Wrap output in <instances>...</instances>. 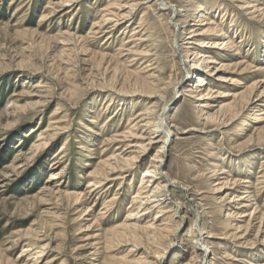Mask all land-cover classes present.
<instances>
[{"label":"rangeland","instance_id":"1","mask_svg":"<svg viewBox=\"0 0 264 264\" xmlns=\"http://www.w3.org/2000/svg\"><path fill=\"white\" fill-rule=\"evenodd\" d=\"M0 264H264V0H0Z\"/></svg>","mask_w":264,"mask_h":264},{"label":"bare ground","instance_id":"2","mask_svg":"<svg viewBox=\"0 0 264 264\" xmlns=\"http://www.w3.org/2000/svg\"><path fill=\"white\" fill-rule=\"evenodd\" d=\"M195 34H197V33H195ZM195 34H191V35H189V36L187 37V39H191V38H193V36H195ZM190 41H191V40H187V43H191ZM192 43H193V42H192ZM199 56H202V57H203L202 60H203L204 62H209V61L205 60V59H207V58L209 57L208 53H204L203 55H199ZM199 56H198V57H199ZM195 66H197V65H195ZM159 120H160V121L157 122V129H159L158 131L160 132V134H162V137L164 138V140H163V144H165L166 141H167L168 138H169V135H168V134H170V133H169L168 130H166V129L163 127V120H162V119H159ZM165 131H166L168 134H167ZM156 137H158V135H157ZM148 141H149V142L151 141V138H150V137H148ZM162 161H163V159L160 158L159 161H157V164H158V165H157V168L154 169V171L150 170V172H152V177L155 178V180H154L153 182L156 181L157 176L160 175V176L158 177L159 179H162V178L165 176V177H164L165 180L168 181L169 186H171V184H173L174 181H173V180H170V178L168 177L167 173L164 172V170H163V168H162V166H163ZM174 185H175V184H174ZM166 186H167V184H166ZM201 242H202V241H200V240L198 241V243H200V244L202 245ZM205 249H206V248H205Z\"/></svg>","mask_w":264,"mask_h":264}]
</instances>
